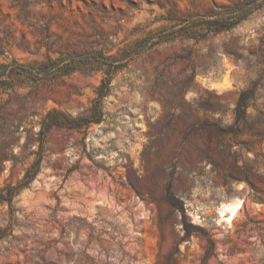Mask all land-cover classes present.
Returning a JSON list of instances; mask_svg holds the SVG:
<instances>
[{"label": "rangeland", "instance_id": "rangeland-1", "mask_svg": "<svg viewBox=\"0 0 264 264\" xmlns=\"http://www.w3.org/2000/svg\"><path fill=\"white\" fill-rule=\"evenodd\" d=\"M243 6L229 30L207 23L232 24ZM79 56L106 60L0 89L1 191L35 160L47 113L89 114L106 64L121 66L104 121L53 127L36 178L0 203V264L78 263L100 213L127 226L128 259L111 264H264V0H0V64ZM167 179L184 213L155 200ZM234 203L229 222L221 210ZM184 222L207 232L211 254L203 235L184 238Z\"/></svg>", "mask_w": 264, "mask_h": 264}, {"label": "trees", "instance_id": "trees-1", "mask_svg": "<svg viewBox=\"0 0 264 264\" xmlns=\"http://www.w3.org/2000/svg\"><path fill=\"white\" fill-rule=\"evenodd\" d=\"M238 11L235 15L237 19L229 25L220 24L219 20H210L207 23L219 24L216 27V32L229 30L231 27L242 22L248 15L247 6L237 7ZM89 60L101 61L106 60L101 56H79V57H62L56 60H49L47 63L37 67L28 64H20L12 62L8 64H0V89L9 90L15 89L19 80L24 79L28 82L37 85L48 77L54 75L68 76L77 71L76 63H85ZM66 61H70L67 62ZM109 67L113 68L111 72H107L106 77L103 78L100 87L98 88L97 97L93 100L89 114L80 115L76 117L69 116L68 114L59 111L51 110L44 118L39 131V149L37 156L29 169L27 170L23 180L15 187H6L0 191V203L7 202L10 206L13 205L14 198L22 190L29 187L33 180L38 175L42 161L44 159L45 144L49 131L53 127L73 129L78 132H88L90 127L94 124H100L104 121L103 101L110 94L112 88V79L114 71L120 69L121 66L113 63H108ZM253 90L244 91L237 103L235 114L236 124L242 123L246 118V111L248 102L253 97ZM164 169L159 170V173H164ZM128 182L131 188L138 196L142 195L141 190H138L132 182V177L128 174ZM156 201L166 202L177 211L185 212L184 202L174 191L172 180L167 179L164 186V194L161 197H155ZM94 223L99 224L102 229L96 231L94 227L88 226V245L85 250L80 254V261H74L72 264H111V259L116 258L120 263L126 262L128 256L124 250V245L121 239L127 236V226L119 219L110 216L108 213H100L95 219ZM184 238H191L193 234L203 235L208 242L207 255L211 254L213 249V242L208 238L207 232L192 223H183ZM7 232L0 230V240L4 239ZM109 237L110 244L106 240ZM96 247V248H95Z\"/></svg>", "mask_w": 264, "mask_h": 264}, {"label": "bare ground", "instance_id": "bare-ground-1", "mask_svg": "<svg viewBox=\"0 0 264 264\" xmlns=\"http://www.w3.org/2000/svg\"><path fill=\"white\" fill-rule=\"evenodd\" d=\"M240 208V203H234L230 205H225L221 210V216L227 218V221H231L237 214Z\"/></svg>", "mask_w": 264, "mask_h": 264}]
</instances>
